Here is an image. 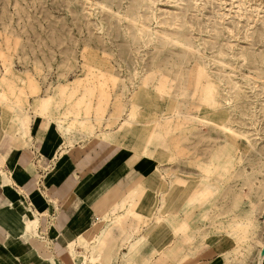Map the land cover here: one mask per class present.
<instances>
[{"label": "rangeland", "instance_id": "1", "mask_svg": "<svg viewBox=\"0 0 264 264\" xmlns=\"http://www.w3.org/2000/svg\"><path fill=\"white\" fill-rule=\"evenodd\" d=\"M1 115L154 165L149 209L102 215L93 241L69 247L75 262L152 264L188 234L226 242L225 264H258L264 0H0Z\"/></svg>", "mask_w": 264, "mask_h": 264}, {"label": "crops", "instance_id": "2", "mask_svg": "<svg viewBox=\"0 0 264 264\" xmlns=\"http://www.w3.org/2000/svg\"><path fill=\"white\" fill-rule=\"evenodd\" d=\"M19 119L1 115L0 264H76L69 244L94 228L95 216L149 209L155 167L146 157L107 145L82 153L47 118ZM137 187L141 198H129ZM133 225L126 242L139 230ZM105 232L112 246L122 242ZM187 235L152 264H225L226 242L199 235L186 242Z\"/></svg>", "mask_w": 264, "mask_h": 264}, {"label": "bare ground", "instance_id": "3", "mask_svg": "<svg viewBox=\"0 0 264 264\" xmlns=\"http://www.w3.org/2000/svg\"><path fill=\"white\" fill-rule=\"evenodd\" d=\"M133 212L131 211H126L123 215H121V218H126L127 216L131 215L133 216ZM31 222V221H30ZM34 222V221H33ZM29 223V222H28ZM32 225V224H31ZM28 228V227H27ZM34 228V227H33ZM95 230H97V228H92L89 231L86 232V234L84 236H82L81 238H79V242H72L69 244V247L73 250V246L77 243H79L80 245L86 244L88 242L93 241L94 238V234H95ZM97 233V232H96ZM76 264H87L86 258L84 256H78L76 259ZM258 264H264V242L262 243V254L260 256L259 262Z\"/></svg>", "mask_w": 264, "mask_h": 264}, {"label": "built area", "instance_id": "4", "mask_svg": "<svg viewBox=\"0 0 264 264\" xmlns=\"http://www.w3.org/2000/svg\"><path fill=\"white\" fill-rule=\"evenodd\" d=\"M102 222V217L101 216H95L94 217V220H93V224L96 225V224H99Z\"/></svg>", "mask_w": 264, "mask_h": 264}]
</instances>
